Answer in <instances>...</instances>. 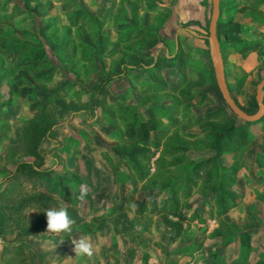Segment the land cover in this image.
Here are the masks:
<instances>
[{"label": "rangeland", "instance_id": "obj_1", "mask_svg": "<svg viewBox=\"0 0 264 264\" xmlns=\"http://www.w3.org/2000/svg\"><path fill=\"white\" fill-rule=\"evenodd\" d=\"M22 1L11 0L7 6L18 3L24 7ZM112 1L117 5L118 0H42L24 7L25 11L12 24H0L6 26L0 30L3 33L7 29L10 32L12 28H22L27 36L23 40H28L31 47L41 46L45 50L44 59L47 60L45 66L29 69L26 64H33V61L22 59L14 64L7 60L10 53L0 51V130L6 131L0 145L7 139H17L35 105L49 94L64 92L69 81L73 82L70 93L57 99L59 116L50 135L42 140L40 150L45 155L44 167L55 166L58 171L71 176L68 187L78 201L83 219L71 233L47 232L45 235L27 237L32 247L28 264H165L163 258L166 248L192 241L197 234L206 236V244L218 241L215 249L202 257L201 264H206L210 258L221 260L232 256L238 242L225 246L223 241L229 234L237 236L241 244H253L249 257L253 260L264 241V166L239 169L235 177V190L239 194L236 196L237 204L223 216L226 220L223 223L218 218L207 217L205 205L208 201L194 193L184 203L188 216L193 217L183 223L190 224L184 234L174 240L171 238L174 227L160 215L151 213L155 201L149 202L144 213H138L143 197L151 195L150 188L139 185L134 198L127 201L132 208L122 207L125 201L122 192L133 190V178L130 172L120 169L115 176L119 182L114 181V172L101 157V151L112 140L106 135L111 127L98 126L100 123L97 122L100 108L94 104V97L97 94L95 87L100 81L98 77L111 76V89L118 94L130 92L127 98L130 99L137 83L150 75L146 69L153 65L157 54L175 55L177 50H191L192 60L200 63L205 60V64L211 68L210 80L193 87L195 99L206 92L213 97L214 103H192L188 112L195 117L200 110L210 109L225 101L216 84L209 58L210 41L207 35L212 12L211 0H125L128 12L138 4L141 6L139 12L145 8L141 12V23L161 35L154 43H121L118 55L107 56L100 51L98 40L92 35L100 27L98 22L93 21V14H100ZM250 1L220 0L217 33L225 56L226 78L231 84L239 78L233 95L243 109L255 112L258 108L256 86L264 76V61L256 52L242 56L229 46L232 40L239 37L255 40L264 36L263 20H252L246 10L238 9V5ZM149 6L154 9H149ZM8 9L10 7L5 10ZM77 13L80 21L72 23ZM87 19H91L88 27L83 23ZM129 19L126 16L125 21ZM196 33L204 34L206 39L196 37ZM5 45L0 41V48ZM181 62L179 56L176 66L167 69V75L176 73ZM34 95H38L39 99H34ZM168 97L161 92L157 98L138 108L146 116L152 106H164ZM134 99L138 101L136 104L141 103L139 97L134 96ZM230 114L238 120H244L232 110ZM156 119L159 122L161 118ZM91 122H96V126L91 125ZM256 124L250 125L252 130L248 135L252 139L244 150L249 163L255 160L257 150L264 149L257 141L264 133V118ZM190 129L197 130L199 126ZM207 152L203 151L204 154ZM77 156L82 158V165L77 166L72 173L68 167L77 164ZM114 159L120 163L117 156ZM3 164L0 162V182L4 172L14 166V163H9L10 169L7 168V171ZM82 186L88 190L83 201L78 199ZM113 190H118L116 196L109 195ZM87 226L94 228L91 232H82ZM20 234L21 230H17L1 237L0 245L4 241L18 243ZM81 237H87L94 245V255L90 258L75 256L72 241Z\"/></svg>", "mask_w": 264, "mask_h": 264}, {"label": "trees", "instance_id": "obj_2", "mask_svg": "<svg viewBox=\"0 0 264 264\" xmlns=\"http://www.w3.org/2000/svg\"><path fill=\"white\" fill-rule=\"evenodd\" d=\"M10 1H1L0 24H12L16 17L25 11L24 7L42 0H23L24 7L18 3L7 6ZM261 4L264 6V0H251L238 5V9L246 10L250 19L260 18L264 22V7ZM6 7L10 9L5 10ZM140 8L138 4L128 12L125 0H118L117 5L112 1L100 14H93V21L98 22L100 27L96 34L92 35L97 38L102 52L107 50L110 43L119 47L126 41L154 43L159 38L157 31L139 24ZM78 16L77 13L75 22L72 23H79ZM126 16L130 17L128 21H125ZM83 23L88 27L91 19ZM3 27L6 26L0 25V30ZM111 27H114L118 34L113 42L110 39ZM7 32H0V41L6 44L0 51L10 53L7 58L9 62L15 64L22 59L33 61V64H26L29 69L47 64L44 59L45 50L41 46L31 47L28 40H23L27 36L22 28H12ZM229 46L242 56L256 52L264 61V36L255 40L239 37L232 40ZM176 54L181 57L182 64L171 83L166 79L163 67L173 65L175 57L161 55L152 70L156 79L144 82L138 89L141 103L157 98L161 92L169 95L165 106H152L150 114L143 116L138 105L132 101L126 102L118 98L109 101L106 84L110 76L99 78L97 94L94 97V104L100 107L101 123L114 130L110 134L113 143L106 144L105 149L101 151V157L114 172V181L116 172L120 169L132 174L134 188L122 192L125 199L122 207L132 208L127 201L134 198L141 185L150 188L151 195L143 197L138 213H144L149 207V202L155 201V208L151 213L160 215L174 227L171 234L173 240L182 236L190 224H183L193 217L188 216L184 203L194 193L202 195L208 201L205 205L208 209L207 217L218 218L223 223L226 221L223 216L237 204L236 196L239 194L235 190V177L239 169L264 166V149L257 150L255 160L250 163L244 155V150L252 139L251 135H248L251 133V126H257L256 123L263 119L264 115L254 121L238 120L230 114L231 110L227 104L220 103L210 109L200 110L195 117L191 116L188 110L192 103H214L213 97L206 92H202L200 97L195 99V93L192 91L197 83L210 80L211 70L204 62L192 61L185 50H177ZM223 58L225 63L224 54ZM246 73L247 71L242 77ZM238 79L232 84L228 81L232 94ZM72 84L73 82H69L64 92L49 94L35 105L21 127L17 139L7 141L0 149L3 168L7 170L9 163H14L13 168L4 172L0 182V235L9 236L21 230L17 238L20 240L18 243L2 242L0 264H28L32 247L27 242V237L45 235L48 232L45 210L63 204L76 221L72 232L82 222L78 201L68 187L71 176L58 171L55 166L44 167L45 155L40 150L42 140L50 135L59 116V103L56 99L67 94ZM33 98L39 99L38 95ZM157 117L161 118L159 122ZM196 125L199 129H190ZM5 132H0V141L5 137ZM257 141L264 147V133ZM205 150L208 152L204 154ZM114 156L120 159V163L115 162ZM77 166H80L79 163L68 167V170L73 173ZM117 193L118 190H113L109 195L116 196ZM93 228L87 226L82 232H91ZM233 236L229 234L223 241L225 246L238 242L237 250L235 249L232 256L221 260L210 258L206 264H264V241L261 242L262 249L251 260L249 257L253 244H241L237 236ZM204 237L206 238L204 234H197L192 241L166 248L164 262L201 264L202 257L207 252H212L218 242L213 240L211 244H206ZM68 239L71 237L68 236Z\"/></svg>", "mask_w": 264, "mask_h": 264}, {"label": "water", "instance_id": "obj_3", "mask_svg": "<svg viewBox=\"0 0 264 264\" xmlns=\"http://www.w3.org/2000/svg\"><path fill=\"white\" fill-rule=\"evenodd\" d=\"M212 12L208 24L207 38L210 41V61L213 67V74L220 93L225 103L239 117L244 120H258L264 115V76L256 86L255 98L258 108L255 112H248L243 109L231 94L225 74L224 58L221 51V44L217 33V24L220 14V0H211Z\"/></svg>", "mask_w": 264, "mask_h": 264}, {"label": "crops", "instance_id": "obj_4", "mask_svg": "<svg viewBox=\"0 0 264 264\" xmlns=\"http://www.w3.org/2000/svg\"><path fill=\"white\" fill-rule=\"evenodd\" d=\"M110 5V4H109ZM108 5V6H109ZM107 6V7H108ZM106 8V7H105ZM104 8V9H105ZM149 9H154V7H152V6H149L148 7ZM143 10H146L145 8H143L142 10H141V12L143 11ZM103 11V10H102ZM101 11V12H102ZM100 12V13H101ZM141 12H139V24L140 25H143V26H146L147 28H149L147 25H145V24H142L141 22V17H142V14H141ZM119 27H120V25H119ZM150 29V28H149ZM125 33V32H124ZM161 34H159V36H160ZM117 36H118V34H117V31H116V29L114 28V27H111V37H110V39L112 40V42L113 41H115L116 39H117ZM195 36L196 37H199L200 39H206V36L204 35V34H201V33H196L195 34ZM126 42H130V41H126ZM124 43V42H123ZM119 47H120V45H119ZM119 47H116V46H113V43H110V45L108 46V48H107V50L106 51H104V53H106L105 55H107V56H110L109 54L110 53H112L111 54V56L113 55V56H115V55H118L119 54ZM114 50V51H113ZM101 51V50H100ZM112 51V52H111ZM186 51V50H185ZM102 52V51H101ZM187 53H188V55H189V57H190V59L192 60V57H193V53L191 52V50H187L186 51ZM161 55H165V56H168V57H172L173 55H166V54H163V53H161V54H157L156 55V58H155V61H154V63H153V65L151 66V67H149V68H147L146 70L148 71L149 70V73H150V75H148L145 79H142V80H140L138 83H137V85H136V88H135V90H134V95H133V97H131L130 99H127L128 97H129V95H130V92H128L127 94H118V92H114L112 89H111V87H110V83H111V79L112 78H109L108 79V82H107V84H106V87H107V89H108V95H107V99L109 100V101H111V100H114V99H116V98H118V99H122V100H125L126 102H130V101H132V102H134V103H136V102H138V101H136L135 99H134V96H137V97H139L140 98V96H139V92H138V89H139V87L144 83V82H146V81H148V80H155L156 79V77L154 76V74L152 73V70H153V68H154V66H155V64L157 63V60H158V58L161 56ZM121 57V56H120ZM173 57H175V63L173 64V65H171V66H165V67H163V71L165 72L164 73V75L166 76V79L168 80V82L169 83H171V80H173L174 79V77H176L177 76V74H178V72H179V69H180V66H181V64H182V62H181V64H180V66H179V69L176 71V73H174L173 75H167L168 74V71H167V69H169V68H172V67H175L176 66V60H177V58L179 57V56H177V54H175ZM209 58H210V54H209ZM181 61H182V59H181ZM192 61H194V60H192ZM201 61H203V60H201ZM195 62H197L196 60H195ZM207 62V61H206ZM205 62V60H204V63H206ZM211 62V61H210ZM224 66H225V63H224ZM6 67V66H5ZM145 67V66H144ZM143 67V68H144ZM145 70V69H144ZM145 70V71H146ZM210 70H211V68H210ZM146 71V72H147ZM213 72V71H212ZM226 74V73H225ZM214 75V74H213ZM108 77V76H107ZM111 77V76H110ZM170 78V79H169ZM98 79H99V77H98ZM70 82V81H69ZM227 82H228V80H227ZM99 83V82H98ZM68 85V84H67ZM98 85V84H97ZM96 85V86H97ZM71 87H72V85H71ZM71 87H70V89L68 90V93H70L69 91L71 90ZM95 89H96V87H95ZM68 93H67V95H68ZM72 94H73V92H71ZM75 93H77V92H75ZM232 94V93H231ZM233 95V94H232ZM73 96H77V95H73ZM234 97V96H233ZM235 98V97H234ZM58 99V98H57ZM56 99V101L58 102V100ZM236 100V99H235ZM152 101V100H151ZM167 101V99L165 100V102ZM140 102H141V99H140ZM150 102V101H149ZM165 102H164V106H165ZM146 103H148V102H146ZM146 103H140V104H137L138 105V107L140 108V105H142V104H146ZM238 103V102H237ZM154 106H159V105H154ZM97 107H99V106H97ZM100 108V107H99ZM138 108V109H139ZM151 109V108H150ZM142 112V111H141ZM150 113H151V110H150ZM150 113H146V114H150ZM142 114H143V112H142ZM97 122H99L100 124H98V126H107V127H110L109 125H107V124H103V123H101V121H100V114H99V116H98V121ZM96 122H91V125H93V126H96V124H95ZM112 132H114V130H112L111 128H110V130H108L107 131V133H106V135H107V137L109 138V139H111L112 140V142H110V144L111 143H113V139H112V137H111V133ZM4 138V137H3ZM2 138V139H3ZM7 141H10L9 139H7V140H5V141H3L2 142V145H0V149L3 147V145L7 142ZM76 153V152H75ZM76 155H77V153H76ZM100 156V155H99ZM76 160L78 161L77 163H79V165L81 166L82 164H80V161L82 160V158L80 157V156H77L76 157ZM1 237H4L3 235H0V238ZM29 238V237H28ZM27 238V239H28ZM1 247H2V243H1V245H0V250H1ZM164 261V260H163ZM165 263V262H164ZM166 264V263H165Z\"/></svg>", "mask_w": 264, "mask_h": 264}, {"label": "clouds", "instance_id": "obj_5", "mask_svg": "<svg viewBox=\"0 0 264 264\" xmlns=\"http://www.w3.org/2000/svg\"><path fill=\"white\" fill-rule=\"evenodd\" d=\"M88 194L86 187L81 188L78 199L83 201ZM47 218V230L51 233L68 232L71 233L76 221L69 215L68 209L61 204L58 207H52L45 210ZM74 245L75 256L92 257L94 255V245L87 237H81L72 241Z\"/></svg>", "mask_w": 264, "mask_h": 264}]
</instances>
